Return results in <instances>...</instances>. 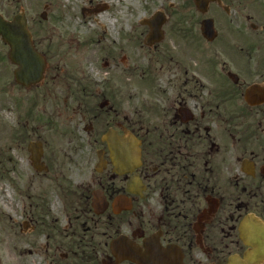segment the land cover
Returning <instances> with one entry per match:
<instances>
[{"label": "flooded vegetation", "instance_id": "af4514ba", "mask_svg": "<svg viewBox=\"0 0 264 264\" xmlns=\"http://www.w3.org/2000/svg\"><path fill=\"white\" fill-rule=\"evenodd\" d=\"M10 3L13 15L27 18L46 61L42 82L29 88L11 71L10 102L31 109L14 118L12 150L26 158L7 160L5 177L18 199L0 220L19 236L21 251L38 252V264H138L122 258L121 248L113 251L111 241L124 234L145 257L144 241L152 238V264H264V236L254 234L264 224V21L220 1L227 18L217 20L211 39L179 37L171 47L164 35L153 42L143 35L128 42L141 54L134 63L123 56L127 42H108L100 59L90 53L87 62L71 35L41 46L42 22L68 11L42 14ZM42 120L57 143L42 137ZM110 129L138 141L140 164L131 174L114 170L103 139ZM87 170L86 181L78 179ZM133 174L140 185L128 193ZM43 186L55 188V197ZM94 190L108 203L99 215L91 207ZM118 194L131 210L112 212Z\"/></svg>", "mask_w": 264, "mask_h": 264}, {"label": "rangeland", "instance_id": "374dc122", "mask_svg": "<svg viewBox=\"0 0 264 264\" xmlns=\"http://www.w3.org/2000/svg\"><path fill=\"white\" fill-rule=\"evenodd\" d=\"M59 1V3H58ZM223 4H241L242 8L239 11L241 15H253L252 19L264 21V0H221ZM20 7L32 8L38 11H57L63 14L62 9L68 11L71 16H64L60 14V18L55 23H50L49 21H43L41 24V46L46 48L47 46L56 44V37L59 33L72 37V47H76L79 52V59L86 57L92 53L95 59H100L101 55L99 53V47L104 46L109 43L127 42L124 45L125 50L123 56H126L129 63H134L141 54H137V48H129L128 42L135 40L138 37L147 35L149 31V26L147 24H140V19L150 18L155 13H160L163 15L165 22L162 26V31L164 33V42H168L170 46H173L178 41L179 37H197L200 35L199 26L200 21L205 17H211L217 24V20L220 18H226L223 14L222 9L216 4L211 3L208 6V11L205 14L200 13L194 4L193 0H112L109 7L103 6L101 0H19ZM119 4L118 9H116L115 4ZM102 7L98 12H88L83 17L82 8H93ZM100 5V6H99ZM245 6V7H244ZM19 7V8H20ZM244 10V11H243ZM117 11H120L117 13ZM0 12L6 17L10 18L15 12V7L11 5L8 0H0ZM95 14H106L112 15L116 20V25L120 23V29L116 28V31L108 33L102 32L98 27L97 29H85V25L93 26L95 22L93 21L96 17ZM221 16V17H220ZM238 17V16H236ZM70 18V21H67ZM219 21V20H218ZM119 22V23H118ZM64 24V26H63ZM45 33L48 36L45 37ZM103 33V34H102ZM109 35V36H108ZM66 39V38H65ZM91 39V46L87 45L88 40ZM198 39V38H197ZM98 41H101L98 42ZM75 51V49H72ZM145 51V49H144ZM145 56V55H143ZM87 61V60H86ZM89 62V61H87ZM12 69L13 66L7 59V47L0 40V174H7L4 169L7 166L8 159L14 157L17 162V158H26L25 154L15 155V151L12 150L10 133L12 126L17 120V116L23 117L31 107H14L9 99L10 91L12 90L11 80H12ZM82 69L87 72L91 69L89 64L84 63ZM134 80H127V83H133ZM17 89L15 93H17ZM128 93V92H127ZM129 93H133L129 92ZM128 93V94H129ZM129 105L132 106V103ZM35 109V108H34ZM33 114V112H32ZM22 121V120H19ZM39 127L43 128L42 137L48 142L57 143L56 137L53 136L49 126L45 125L43 120L42 123L37 124ZM26 130V129H25ZM41 130V129H40ZM28 131V130H26ZM24 131V132H26ZM41 132V131H39ZM61 142L60 140H58ZM8 167V166H7ZM4 169V170H2ZM30 174V173H29ZM78 179L86 181L87 174L89 171L85 172V175L81 176L79 171ZM11 179L16 178L12 173ZM18 175V172H16ZM76 174L72 175V179L76 178ZM3 177V178H4ZM46 185V184H44ZM45 195L55 197V188H48L43 186L40 191H43ZM0 211L6 213L15 207L14 200L17 201L14 193L9 189L6 177L2 180L0 177ZM51 192V193H49ZM3 199H2V198ZM2 218V214H0ZM14 218L19 222L23 221L20 215L15 214ZM4 219L0 220V243L1 238L8 236V243L0 244V264H30L28 260H35V264L39 261L38 252L34 255H28L25 251H21V244L18 243V237L14 236V231L8 229ZM17 233L18 227L14 229ZM23 238V237H21ZM26 249H29L27 246ZM34 262V261H33Z\"/></svg>", "mask_w": 264, "mask_h": 264}, {"label": "water", "instance_id": "95a60500", "mask_svg": "<svg viewBox=\"0 0 264 264\" xmlns=\"http://www.w3.org/2000/svg\"><path fill=\"white\" fill-rule=\"evenodd\" d=\"M210 0H195V3L199 10L205 11L206 5ZM163 18H159L156 21H149L151 32L149 35V40H159L162 36L160 26L163 23ZM202 33L205 37L210 38L214 36L213 31V21L212 19H205L202 21ZM0 39L8 45V58L11 62L17 65V69L14 72L15 79L18 83L28 87L31 84L38 83L44 72L45 61L43 57L34 49L30 34L26 27V20L20 14L14 16L11 21L6 20L2 15H0ZM111 152L114 155L115 163L119 164V158L122 159L127 170L131 169L130 165H135V161L138 157V150L136 148L135 140L131 137L125 138L123 136L117 135L113 130H110L105 136ZM130 190V187H128ZM102 202V201H101ZM98 200L97 194L94 193L93 206L95 212L99 213L106 207L105 203H101ZM100 207H97L99 206ZM124 204L129 206V203H122L118 198L113 202V211L118 212L120 210V205ZM264 229V227L262 228ZM122 237L115 239L111 242L112 245L123 244ZM115 247V246H114ZM123 246H121L122 248ZM118 251L116 249H113ZM122 250H125L122 248ZM154 253V251H153ZM124 257L133 259L139 263H142L143 258L140 257L134 250L127 249ZM155 257L150 255V260H154ZM150 264V261L147 263ZM161 264H170L164 261Z\"/></svg>", "mask_w": 264, "mask_h": 264}, {"label": "bare ground", "instance_id": "6f19581e", "mask_svg": "<svg viewBox=\"0 0 264 264\" xmlns=\"http://www.w3.org/2000/svg\"><path fill=\"white\" fill-rule=\"evenodd\" d=\"M101 2L103 3H106V4H111L112 0H101ZM119 2L117 4H115V7L116 9H118L119 7ZM120 11H117V13H119ZM85 15H83L84 17ZM67 21L69 22L70 21V18H67ZM95 24L93 26H90L89 25H85L83 27H85V29L87 28H97L99 27L103 32H106L108 33V31L110 32H114L116 31V27L118 29H120V23L118 25H115V19L114 17L111 15H106V14H98L94 20Z\"/></svg>", "mask_w": 264, "mask_h": 264}]
</instances>
